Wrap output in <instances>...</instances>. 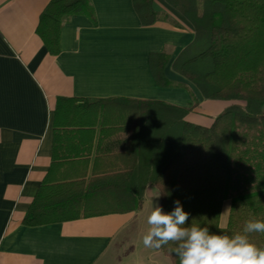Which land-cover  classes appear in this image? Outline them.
Wrapping results in <instances>:
<instances>
[{
  "label": "crops",
  "instance_id": "1",
  "mask_svg": "<svg viewBox=\"0 0 264 264\" xmlns=\"http://www.w3.org/2000/svg\"><path fill=\"white\" fill-rule=\"evenodd\" d=\"M50 1L0 0V264H171L143 245L158 192L151 183L137 189L138 154L152 147L139 142L133 102L159 103L166 113L144 138L159 135L169 119L178 127L180 108H191L186 122L209 127L235 102L205 98L174 70L176 60L179 67L192 57L195 33L165 0H152L158 20L151 25H142L133 0H89L95 23L72 16L56 55L36 33ZM151 54L165 56L170 86L156 84ZM58 99L86 101L56 108ZM46 176L88 187L80 197L98 211L123 209L131 199L133 209L24 226Z\"/></svg>",
  "mask_w": 264,
  "mask_h": 264
},
{
  "label": "trees",
  "instance_id": "2",
  "mask_svg": "<svg viewBox=\"0 0 264 264\" xmlns=\"http://www.w3.org/2000/svg\"><path fill=\"white\" fill-rule=\"evenodd\" d=\"M152 0H133L142 25L158 20ZM190 22L195 39L192 57L175 71L192 82L205 98L231 100L209 127L184 120L189 109L178 110L176 119L164 124L159 135L154 121L166 115L155 102H133L139 116L138 139L148 143L151 152L138 154V192L151 183L158 192V205L165 212L179 200L190 214L188 224L207 226L210 232H242L249 219L264 220V0H165ZM200 5V10L198 6ZM82 15L93 24L89 0H51L42 11L36 33L50 55L58 54L59 32L72 16ZM163 54H151L149 65L158 86H170L162 74ZM196 71L190 73L188 67ZM86 100L58 99L62 104ZM110 100L95 101L103 103ZM89 102V101H88ZM243 102L244 104H241ZM170 114V113H169ZM111 184L112 180H101ZM111 182V183H110ZM128 189V188H126ZM133 188H131V191ZM80 182L53 183L47 176L26 210L22 225L41 226L109 212L133 209V199L120 210H96ZM229 201L225 227L219 219L223 202ZM264 248V233L249 234ZM172 245L160 249L171 264H179ZM155 249V248H154Z\"/></svg>",
  "mask_w": 264,
  "mask_h": 264
},
{
  "label": "clouds",
  "instance_id": "3",
  "mask_svg": "<svg viewBox=\"0 0 264 264\" xmlns=\"http://www.w3.org/2000/svg\"><path fill=\"white\" fill-rule=\"evenodd\" d=\"M165 212L153 206L147 217L148 231L143 245L160 249L172 245L171 252L179 264H264V248L253 243L249 234L264 233V220L249 219L242 232H210L207 226L192 223L179 200ZM230 209V208H229Z\"/></svg>",
  "mask_w": 264,
  "mask_h": 264
},
{
  "label": "rangeland",
  "instance_id": "4",
  "mask_svg": "<svg viewBox=\"0 0 264 264\" xmlns=\"http://www.w3.org/2000/svg\"><path fill=\"white\" fill-rule=\"evenodd\" d=\"M241 104H244V103L241 102ZM262 111L264 112V105L262 106ZM228 212H229V201H225V202H223L222 207H221V213H220V219H219L220 227H225L227 217H228ZM154 250H156V249H154ZM156 251L160 252V254L164 258L169 260V258L166 255H164L161 251H159V250H156ZM169 262H170V260H169Z\"/></svg>",
  "mask_w": 264,
  "mask_h": 264
}]
</instances>
